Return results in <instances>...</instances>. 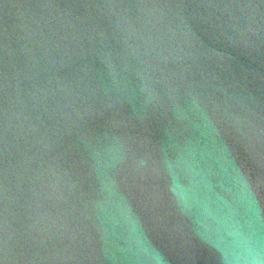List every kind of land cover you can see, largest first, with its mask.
I'll use <instances>...</instances> for the list:
<instances>
[{"label":"water","instance_id":"obj_1","mask_svg":"<svg viewBox=\"0 0 264 264\" xmlns=\"http://www.w3.org/2000/svg\"><path fill=\"white\" fill-rule=\"evenodd\" d=\"M0 264H264V0H0Z\"/></svg>","mask_w":264,"mask_h":264}]
</instances>
